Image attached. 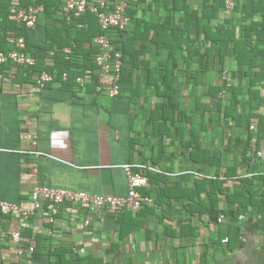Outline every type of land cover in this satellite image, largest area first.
Masks as SVG:
<instances>
[{
    "label": "crops",
    "instance_id": "crops-1",
    "mask_svg": "<svg viewBox=\"0 0 264 264\" xmlns=\"http://www.w3.org/2000/svg\"><path fill=\"white\" fill-rule=\"evenodd\" d=\"M243 2L235 0L228 12L225 0H129L131 21L124 37L112 36L130 54L127 77L114 99L95 93L94 73L84 87L58 76L57 63L42 51V71L53 77L45 87L39 88L37 79L33 84L23 81L16 65L0 72L1 200L28 204L35 186L126 196L127 166L137 174L155 168L173 187L167 198L149 205L153 215L138 218L139 226L127 236L120 235V213L110 209L83 210L78 218L61 213L54 225L40 213L25 227L46 238L34 264H264V215L257 208L240 217L237 237L228 235L225 220L219 226L208 224L207 215L198 214L206 198L198 180L224 179L230 168L236 175H250L240 155L250 134L255 141L259 117L264 118V61L239 68L234 56H228L222 67L218 63V30H231L241 40L249 34L252 19H244ZM62 7L39 16V42L45 41V27L70 20ZM253 21L264 31L262 14ZM262 35L251 34L256 51L263 46ZM171 55L178 58L174 68ZM250 86L263 101L250 100ZM234 90L239 92L237 113L247 114L250 105L260 104L252 111L258 116L250 124L256 126L253 131L223 113ZM235 174L225 188L237 184ZM146 187L160 190L150 183ZM189 190L197 192L198 203L185 197ZM186 205L195 214L191 224L181 220ZM18 229L16 216L0 218V264H26L10 241V233ZM22 239L35 245L25 235Z\"/></svg>",
    "mask_w": 264,
    "mask_h": 264
},
{
    "label": "trees",
    "instance_id": "trees-1",
    "mask_svg": "<svg viewBox=\"0 0 264 264\" xmlns=\"http://www.w3.org/2000/svg\"><path fill=\"white\" fill-rule=\"evenodd\" d=\"M117 1L119 0H113V3H116ZM124 1H126L127 4L129 3V0ZM11 2L12 1L10 0H6L2 2V5H0V49L6 51L8 50V48H4L5 46L3 44L8 43L10 38L24 37L27 44V52L36 59V65L33 67L16 65L17 76H25L22 80L28 84H33L35 79L38 78L39 73L44 70L42 67L45 65L38 59V51H42L45 54L44 58H52L57 63L58 76L62 77L66 72L69 76L68 80L75 81L77 76L84 74L87 70H91V72L94 73V81L97 83V74L95 72H97V70L99 72V69L95 63V57L100 53L101 49L95 45L94 39L100 35L102 31L95 13L87 10V12L81 17H71L68 22L63 18L61 26L54 25L53 29L45 27L46 38L45 41L41 43L35 37L36 28L39 25H36L32 29H28L14 21L9 20L8 16ZM20 2L25 7L43 3L45 6L44 13H46V15L54 14L55 10L57 11L60 5H63V0H20ZM243 3L242 14L244 19H252V22L247 26V32H249V34H246L245 38L241 40L236 39L231 30L225 33L222 30H218V42L220 43L218 63L220 67L224 65L228 56H234L239 68H243L245 66L254 68L259 66L260 61H264V43L258 51L255 49L257 48V45L252 46L251 44V34L258 33L260 35L262 33V36H264L261 24L253 21L254 17L260 14H262L264 18V0H244ZM125 31H114L109 33L116 50L121 53L124 52L122 54L123 65L121 72V86L127 77V65H129L127 55L130 56V54H127L124 48L119 47L113 40L112 36L113 33H117V37L122 39ZM173 35L174 37L177 36L175 32H173ZM175 42L177 43L178 41L176 40ZM171 46L173 47V44H171ZM123 47L125 46L123 45ZM65 48L70 49L69 53L64 52ZM179 48L180 45L176 49ZM49 51H55L54 55L51 56ZM169 63L173 68L174 66H177V56L171 55ZM13 65L15 64L12 62L0 64V72L4 74V71L12 68ZM173 74V71H171V76H173ZM261 74L262 79L264 80V72ZM173 88V86H168L167 90L174 92ZM253 88L254 87L251 86L248 88V94L251 97L250 100L253 99L263 101L259 98L256 89L254 90ZM234 91L233 98L230 100L228 105L224 106V99L220 98L219 108L224 106L223 113H225L226 119L233 118L236 124L243 121L247 124V128L249 129L253 119L258 118V116H255L252 111L255 108L257 109L260 104L257 106L250 105L251 110L247 114L237 113L236 107L239 102L237 96L239 95V92H237V90ZM254 136L255 141L252 142V134L249 135L246 148L242 155H240L251 176L249 175L244 177L245 175H236L235 169L230 168L228 172H226L224 179L220 178L211 181L203 179L197 181V184L202 188V191L206 193V198L203 199V204L200 206L198 214L200 217L207 215L208 224L218 226L220 224V216L224 215L228 235L234 237L239 235L235 225L240 217L249 215L255 208L258 209V213L260 215H264V159L257 157V152H264V118L262 117H259L258 127ZM143 174L148 177L149 183L152 186H158L160 190L156 191L151 188L143 187L139 189V192L143 197L152 198L154 202L153 205H157L161 200H163V197H168V192L169 190L171 191L173 187L169 181L165 180L164 176L159 174V172L145 170ZM234 174L236 175L235 178L237 180V184L233 185L232 189L227 187L225 188L227 180L232 179ZM174 185L178 186L179 184ZM154 194H156V197L153 196ZM194 194L196 195L197 192L191 190L185 191V197L189 201L198 203ZM221 195L224 196L223 201H220ZM222 202L225 203L224 208L220 206ZM149 205L150 204H145L143 209L140 212L135 213L137 215L133 218L131 215L134 213L131 211L126 210L119 212L120 214L117 217V220L121 226V236H123V234L127 236V234H130L137 226H139L140 221L138 218L142 216H144V218H149L153 215ZM193 217H195V214L192 212L190 206L186 205L184 214L181 217L182 223H193ZM125 220H130V225H123V221ZM24 235L25 238L35 243L36 254L45 248L44 241L46 238L43 236L44 234H37L34 236L32 232L26 228L24 233H22V237ZM33 237L35 238L33 239ZM25 242L23 241L24 244H27ZM55 252H58L60 256L63 255L59 253V248H56ZM67 253L68 252H65V255H67Z\"/></svg>",
    "mask_w": 264,
    "mask_h": 264
},
{
    "label": "built area",
    "instance_id": "built-area-1",
    "mask_svg": "<svg viewBox=\"0 0 264 264\" xmlns=\"http://www.w3.org/2000/svg\"><path fill=\"white\" fill-rule=\"evenodd\" d=\"M234 8L235 0H225L226 11L232 12ZM62 9L69 18H79L87 10L96 14L102 33L94 39L95 45L101 49L95 57V63L99 69L95 93L98 96L105 95L110 99H114L121 92L123 55L116 50L109 33L127 30L131 20L126 14V1L119 0L113 3V0H63ZM44 10L43 3L25 7L19 2H12L8 18L21 26L32 29L36 26L39 16ZM8 43L11 47L7 51L0 49V64L12 62L19 66L33 67L36 65V59L27 52L24 37L10 38ZM65 53H69V51L65 50ZM63 77L67 80L68 73L65 72ZM91 78L92 72L87 70L84 74L77 76L75 82L84 87ZM52 80L53 77L48 72L41 71L37 78V85L39 88H43ZM250 130H255V125H251ZM257 157L264 159V152H257ZM125 170L129 183V191L126 196L100 195L64 188L35 186L32 189L28 204H17L0 199V218L16 216L18 220L19 229L10 233V241L16 246L17 256L26 258V264H34L35 245L23 243L22 231L28 221L40 213L46 216L48 224L54 225L56 218L61 213L73 218L80 217L83 210L88 214L101 209H110L114 212L128 210L138 213L145 204L153 203L152 198L143 197L139 192L140 188L148 185V177L133 173L131 166H127ZM148 171L158 172L157 169L151 167L148 168ZM247 176L249 175L244 177ZM224 219L225 216L221 215L220 220L223 221ZM84 223L88 227L91 225V220L87 218Z\"/></svg>",
    "mask_w": 264,
    "mask_h": 264
}]
</instances>
